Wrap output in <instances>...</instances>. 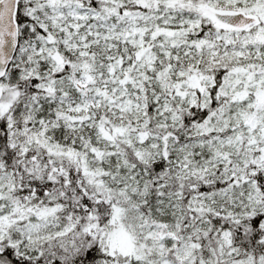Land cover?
<instances>
[{"label": "snow or ice", "instance_id": "obj_1", "mask_svg": "<svg viewBox=\"0 0 264 264\" xmlns=\"http://www.w3.org/2000/svg\"><path fill=\"white\" fill-rule=\"evenodd\" d=\"M0 264H264V0H0Z\"/></svg>", "mask_w": 264, "mask_h": 264}]
</instances>
